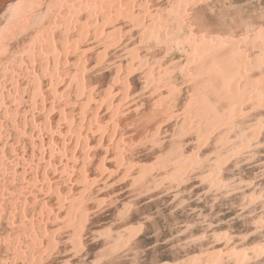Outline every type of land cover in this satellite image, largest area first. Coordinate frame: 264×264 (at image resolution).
<instances>
[{"label": "rangeland", "instance_id": "1", "mask_svg": "<svg viewBox=\"0 0 264 264\" xmlns=\"http://www.w3.org/2000/svg\"><path fill=\"white\" fill-rule=\"evenodd\" d=\"M14 1L0 4V264H264V0ZM147 165L161 172L134 183Z\"/></svg>", "mask_w": 264, "mask_h": 264}, {"label": "bare ground", "instance_id": "2", "mask_svg": "<svg viewBox=\"0 0 264 264\" xmlns=\"http://www.w3.org/2000/svg\"><path fill=\"white\" fill-rule=\"evenodd\" d=\"M7 0H0V4L1 3H3V2H6ZM14 1V0H13ZM18 1V0H17ZM25 0H21L20 2H17L16 3V1H14L12 4H9L8 5V7H10V9L8 10L9 12H12V13H18V14H21V13H26L27 11H28V13L29 12H38L39 11V9H41V8H43L44 7V9L42 10V12L44 11V12H46L47 13V11H48V14H50L49 13V9H51L52 8V6L53 5H50V6H44V4L41 6H30L29 8H27L26 7V3L25 2H27V1H30V0H26L25 2H24ZM43 1H49V0H43ZM54 1V0H53ZM56 1V0H55ZM69 1V0H68ZM185 1V0H184ZM200 1V0H199ZM62 2V1H61ZM65 2V1H64ZM189 2V1H188ZM17 5H16V4ZM35 3V2H34ZM33 3V4H34ZM59 3V2H58ZM80 3V2H79ZM118 3V2H117ZM197 3V2H196ZM7 4V3H6ZM29 4V3H28ZM32 4V3H31ZM64 4V3H63ZM63 4L61 3L60 5H62L63 6ZM101 4V3H100ZM181 4V3H180ZM16 5V6H15ZM46 5H48V4H46ZM68 5V4H67ZM80 5V4H79ZM106 5V4H105ZM195 5V4H194ZM149 6V5H148ZM64 7V6H63ZM195 7V6H194ZM70 8H72L71 6H70ZM6 9H7V7H6ZM53 9V8H52ZM62 8L60 7V10H61ZM64 9V8H63ZM63 9L61 10V11H63ZM117 9V8H116ZM30 10V11H29ZM58 10H59V8H58ZM65 10H67L66 8H65ZM69 10V9H68ZM94 10V9H93ZM70 11V10H69ZM69 11H68V13H69ZM74 11V10H73ZM105 11V10H104ZM55 12V11H54ZM53 12V13H54ZM58 12H60V11H58ZM58 12L56 13H54L55 15L57 14L58 15ZM101 12V11H100ZM144 12H147V11H144ZM174 12V11H173ZM40 13V12H39ZM52 13V12H51ZM63 14V13H62ZM75 14V13H74ZM16 15V14H15ZM15 15H13V18L15 17ZM56 15V16H57ZM180 15V14H179ZM97 17V16H96ZM95 17V18H96ZM53 18V17H52ZM197 19V18H196ZM117 20V19H116ZM116 20H114V21H116ZM184 21V20H183ZM11 22V21H10ZM69 22V21H68ZM5 23V22H4ZM20 23V22H19ZM23 23V22H22ZM22 23H21V25H22ZM53 23H54V20H53ZM66 23H67V21H66ZM107 23V22H106ZM106 23H105V25H106ZM8 24V23H7ZM41 24V23H40ZM19 26H21L20 24H18ZM50 25V24H49ZM5 26V25H4ZM8 26V25H7ZM9 27V26H8ZM59 27V26H58ZM152 27H153V25H152ZM3 28H6V27H3ZM37 28V27H36ZM4 30H6V29H4ZM8 30V29H7ZM56 30V29H55ZM68 30V29H67ZM3 31V30H2ZM9 31V30H8ZM209 31V30H208ZM102 32V31H101ZM163 34H165V32H163ZM117 35H119V34H117ZM146 35V34H145ZM262 36V35H261ZM166 38H167V36H165ZM164 37V38H165ZM258 38V37H257ZM35 40V39H34ZM116 41V40H115ZM37 42V41H36ZM54 43V42H53ZM112 45V44H111ZM112 47V46H111ZM200 50V49H199ZM208 50V49H207ZM207 50L205 51V52H207ZM106 51V50H105ZM202 51V50H201ZM200 51V52H201ZM211 50H209V54L211 53L210 52ZM223 51V50H222ZM238 51V50H237ZM191 52V51H190ZM189 52V53H190ZM215 52V51H214ZM217 52V51H216ZM215 52V53H216ZM225 54H227V51H223ZM208 53V52H207ZM222 53V52H221ZM212 54V53H211ZM218 54V53H217ZM1 55V54H0ZM196 55V54H195ZM102 58H104V56L102 57ZM192 58V57H191ZM193 59V58H192ZM241 59V58H240ZM190 60V59H189ZM197 60H198V58H197ZM190 61H193V60H190ZM201 61H205V60H201ZM193 63V62H192ZM201 63V62H200ZM203 63V62H202ZM247 63V62H246ZM199 63H197V65H198ZM189 65V64H188ZM219 65V64H218ZM246 67H247V65H246ZM145 68V67H144ZM143 69V68H142ZM185 69H186V67H185ZM246 70V69H245ZM186 71V70H185ZM240 71H242V70H240ZM201 73V72H200ZM204 73V72H203ZM243 73V72H242ZM242 73H241V75H242ZM186 74V73H185ZM187 75V74H186ZM246 76H247V74H246ZM245 76V77H246ZM249 76H250V74H249ZM203 77V76H202ZM152 77H149V81H151V85H152V82H153V80L151 79ZM155 78V77H154ZM151 79V80H150ZM184 79V78H183ZM191 80V79H190ZM198 80V79H197ZM203 81V80H202ZM204 83V82H203ZM80 84V83H79ZM264 84V83H263ZM148 85H150L149 83H148ZM147 85V86H148ZM233 85V84H232ZM78 86V85H77ZM80 87V86H79ZM78 87V88H79ZM151 87V86H150ZM203 87H204V85H203ZM166 88V87H165ZM169 88V87H168ZM239 88L240 87H238V85L237 84H234L233 85V87L231 88L230 87V90H232L233 91V93L234 92H238L239 91ZM229 89V88H228ZM172 90H174L175 91V89H172ZM126 91V90H125ZM199 91V90H198ZM170 92V91H169ZM158 93V92H157ZM198 93V92H197ZM80 94H82V93H80ZM170 94V93H169ZM201 94V93H200ZM204 95V94H203ZM82 96V95H81ZM127 97V96H126ZM167 97V96H166ZM190 97H192V95L190 96ZM232 97V96H231ZM235 97H236V95H235ZM152 98V97H151ZM249 98V97H248ZM228 99V98H227ZM230 100V99H229ZM228 100V101H229ZM263 100H264V97H263ZM103 101H105V99H103ZM124 101H125V99H124ZM195 101V100H194ZM247 101V100H246ZM150 102V101H149ZM88 103V102H87ZM123 103V102H122ZM261 103H263V102H261ZM148 104V103H147ZM146 104V105H147ZM190 104H192L191 102H190ZM133 105V104H132ZM231 105V104H230ZM242 106V105H241ZM85 107V106H84ZM238 107V106H237ZM263 107H264V105H263ZM86 108V107H85ZM110 108V107H109ZM108 108V109H109ZM199 108V107H198ZM238 109H240V108H238ZM113 110V109H112ZM115 110V109H114ZM201 110V109H200ZM241 110V109H240ZM239 111V110H238ZM200 112H202V111H200ZM205 112V111H204ZM241 112V111H240ZM239 112V113H240ZM183 113V112H182ZM187 113V112H186ZM113 114H114V112H113ZM112 114V117H113V119L115 118V116H117V110H116V113H115V115H113ZM185 114V113H184ZM174 115V114H173ZM186 115V114H185ZM239 116H240V114H239ZM194 117V116H193ZM183 118V117H182ZM112 119V118H111ZM186 119V120H185ZM189 118L188 117H186V118H183L182 120H184L182 123H184V125L182 126V124H181V126H182V131L179 129V131H181L182 132V135L183 136H186V135H191V133H192V131L196 134L198 131H196L195 129H194V126L192 127V126H190L189 124H188V122L190 121V120H188ZM197 120V119H196ZM229 120V119H228ZM236 120V119H235ZM170 121V120H169ZM112 122V121H111ZM180 122V121H179ZM197 122L199 123V122H201V121H198L197 120ZM227 122V121H226ZM230 122V121H229ZM232 122V121H231ZM109 123V122H108ZM202 124H203V122H202ZM173 126V125H172ZM197 126H199V125H197ZM218 126V125H217ZM117 127V126H116ZM116 127H115V130H116ZM212 127V126H211ZM156 130V129H155ZM165 130V129H164ZM217 130V129H216ZM178 131V132H179ZM196 131V132H195ZM155 132L156 131H154V134H155ZM175 133V132H174ZM200 133V132H199ZM199 133H197V134H199ZM193 134V133H192ZM149 136V135H148ZM196 136V135H195ZM199 136V135H198ZM256 136V135H255ZM123 137V136H122ZM171 137V136H170ZM187 137V136H186ZM112 138V137H111ZM155 139V138H154ZM175 139V138H174ZM100 140V139H99ZM153 140V139H152ZM110 144V143H109ZM190 144V143H189ZM205 146V145H204ZM177 147H178V145H177ZM257 147V146H256ZM86 148V147H85ZM180 148V147H179ZM177 149V148H176ZM172 150V149H171ZM198 150V149H197ZM91 151V150H90ZM173 151V150H172ZM180 151V150H179ZM193 152H195V151H193ZM197 153V152H196ZM88 156V155H87ZM178 157V156H177ZM195 157V156H194ZM254 158V157H253ZM103 160H104V158H102ZM101 159V160H102ZM121 159V158H120ZM191 159V158H190ZM136 160V159H135ZM191 160H193V159H191ZM84 161V160H83ZM184 161V160H183ZM183 161H181V162H183ZM86 162H88V161H86ZM90 162V161H89ZM124 162V161H123ZM101 163V162H100ZM107 163V162H106ZM149 163V162H148ZM195 163V162H194ZM193 161H191V162H189V163H185V165H182V166H180L179 168H176V169H178V171H176V172H178V174H179V176H178V178H180L179 180H181V179H183V177H184V175L193 167ZM122 164V163H121ZM142 164V163H141ZM155 164V163H154ZM84 165V164H83ZM127 165V164H126ZM204 165V164H203ZM99 166H101V165H99ZM137 166V165H136ZM102 167H103V165H102ZM141 167V166H140ZM102 170H103V168H101ZM134 169V168H133ZM158 169V171L156 170V169H154V167L152 166V167H148V165H147V167H144V169H137L138 170V172H136L135 173V175H136V177H134V179H133V181H134V183H138L140 180H141V177H145L148 173L149 174H151L152 175V173H150V171H153V170H155V171H157V173L159 172H161V171H159V170H161L162 169V167L161 168H157ZM195 169V168H194ZM82 171V170H81ZM85 171V170H84ZM98 171V170H97ZM130 171V170H129ZM129 171H126L127 172V175H128V172ZM163 171V170H162ZM175 172V173H176ZM82 174V173H81ZM80 174V175H81ZM125 174L126 173H124V176H125ZM153 174H155V173H153ZM193 174V173H192ZM207 174V173H206ZM84 175V174H83ZM83 175H81V177L83 176ZM132 175V174H131ZM155 175H157V174H155ZM166 175V174H165ZM174 175V174H173ZM86 176V175H85ZM162 176V175H161ZM168 176V175H167ZM123 177V176H122ZM102 178V177H101ZM127 178V177H126ZM142 178V179H143ZM160 178V177H159ZM159 178H158V181H161L162 182V179L163 178H160V180H159ZM165 178V177H164ZM175 178V177H174ZM212 178V177H211ZM86 179V178H85ZM85 179H80V182H82L83 184H85L84 185V187L85 188H89L90 187V185H91V182H87V180H85ZM100 179V178H99ZM124 179V178H123ZM122 179V180H123ZM128 179V178H127ZM145 179V178H144ZM147 179H149V176L147 175ZM166 179V178H165ZM172 179V178H171ZM110 180V179H109ZM125 180V179H124ZM123 180V181H124ZM146 180V179H145ZM164 180V179H163ZM173 180V179H172ZM151 181V180H150ZM157 181V182H158ZM182 181V180H181ZM180 181V182H181ZM80 182H78V183H80ZM117 182V181H116ZM141 182V181H140ZM161 182H159V183H161ZM114 183V182H113ZM118 183H120V181L118 182ZM131 183H133V182H131ZM163 183V182H162ZM93 184V183H92ZM94 185V184H93ZM98 185V184H97ZM117 186H120V185H117ZM94 187V186H93ZM106 187H108V186H106ZM111 187V186H110ZM140 187V186H139ZM92 188V187H91ZM100 189V188H99ZM103 190H105L104 188H102ZM121 189V188H120ZM88 190V189H87ZM85 191H86V189L84 190V191H82V192H84L85 193ZM244 191V190H243ZM104 192V191H103ZM83 193V194H84ZM81 195H82V193H81ZM82 202V201H81ZM80 203V202H79ZM87 205V204H86ZM73 209H74V205L72 204L69 208H68V214L70 215V214H72V212H73ZM75 209H77V207H75ZM75 212V211H74ZM70 217H71V215H70ZM68 218V219H70V220H72L71 218ZM73 218V217H72ZM87 218H88V215H87V213H83V214H81L80 216H79V218L75 221V220H73L72 222H74V227H75V229H76V233H74V234H77V240H76V245H77V247H78V249H79V247H81L82 245V243L80 242L81 241V238H80V236H81V234H82V232H83V230H84V226H85V223L87 222ZM75 219V218H74ZM68 221V220H67ZM83 235V234H82ZM52 241H53V239H52ZM52 241H50V245L49 246H53L54 247V243L52 242ZM83 248V247H82ZM82 250V249H81Z\"/></svg>", "mask_w": 264, "mask_h": 264}]
</instances>
